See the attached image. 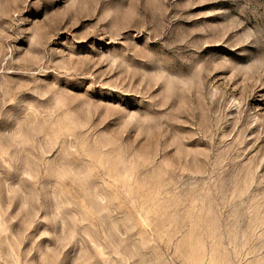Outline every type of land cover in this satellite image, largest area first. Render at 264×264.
Here are the masks:
<instances>
[{
  "label": "rangeland",
  "instance_id": "rangeland-1",
  "mask_svg": "<svg viewBox=\"0 0 264 264\" xmlns=\"http://www.w3.org/2000/svg\"><path fill=\"white\" fill-rule=\"evenodd\" d=\"M0 264H264V0H0Z\"/></svg>",
  "mask_w": 264,
  "mask_h": 264
}]
</instances>
